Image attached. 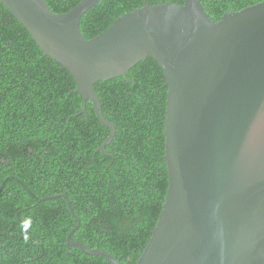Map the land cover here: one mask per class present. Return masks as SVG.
<instances>
[{
	"label": "water",
	"instance_id": "95a60500",
	"mask_svg": "<svg viewBox=\"0 0 264 264\" xmlns=\"http://www.w3.org/2000/svg\"><path fill=\"white\" fill-rule=\"evenodd\" d=\"M50 56L69 68L83 99L111 133L95 84L152 55L168 86V188L157 224L136 264H264V0L214 21L200 0L133 9L86 39L81 0L54 13L46 0H0ZM67 244L121 264L111 253Z\"/></svg>",
	"mask_w": 264,
	"mask_h": 264
},
{
	"label": "trees",
	"instance_id": "16d2710c",
	"mask_svg": "<svg viewBox=\"0 0 264 264\" xmlns=\"http://www.w3.org/2000/svg\"><path fill=\"white\" fill-rule=\"evenodd\" d=\"M81 0H46L64 13ZM185 0H101L80 20L90 39L145 3ZM214 21L263 0H200ZM69 68L44 52L0 1V264H112L67 244L72 239L136 264L154 230L168 188L165 124L168 86L149 55L95 84L111 133L82 95Z\"/></svg>",
	"mask_w": 264,
	"mask_h": 264
}]
</instances>
